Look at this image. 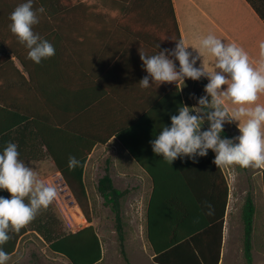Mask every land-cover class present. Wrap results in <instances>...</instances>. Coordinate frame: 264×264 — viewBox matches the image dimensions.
<instances>
[{"label": "trees", "instance_id": "16d2710c", "mask_svg": "<svg viewBox=\"0 0 264 264\" xmlns=\"http://www.w3.org/2000/svg\"><path fill=\"white\" fill-rule=\"evenodd\" d=\"M249 1L264 18V4ZM17 5L0 4V142L18 141L19 159L23 161L51 158L86 211L82 201L87 197L85 165L100 138L89 136L79 128L76 115L79 116L81 105L74 107L75 122L71 126L65 122L64 103L52 104L54 90L41 82L51 79L48 68L54 57L37 64L27 57L28 49L24 51L18 45V38L9 27L10 14ZM37 5L44 7L42 18L46 22L35 25V32L42 37L50 33L64 34L65 19L74 11L75 17L96 22L90 26L91 31L104 35L101 45L108 43L106 50L111 52L110 55H103L106 64L112 61L114 65L130 64L139 79L147 75L142 67L140 51L147 55L158 54L161 49L174 48L177 40H182L173 0H105V4ZM176 63L178 65V61ZM187 79L190 85L193 83L196 98L205 94L204 86L208 82L204 77L200 80ZM160 87L163 98H160L159 104L165 103L174 111L173 114H177L178 107L184 106L178 85L165 82ZM55 107L58 112H55ZM145 119L152 120L156 126L152 110ZM229 125L233 126L232 123H225L222 135L234 137ZM165 126L162 125L161 130ZM204 127L208 128L207 121ZM130 153L154 179L146 232L152 244L153 260L157 264H220L229 182L224 169L217 168L212 162L215 153L209 150L207 156L198 158V162L188 159L192 162L188 168H181V159L178 158L175 160L176 167L171 170H155L140 154L132 150ZM72 156L80 163L69 169L68 162ZM181 175L185 182H181ZM164 177L173 182L160 183ZM262 184L264 194V169ZM97 190L103 197L104 205L110 207L114 215L121 253L127 264H131L126 250L123 214V198L127 190L115 186L109 170L99 179ZM156 202H160L158 205L163 210L160 215H155L153 211ZM40 210V215H35L18 232L15 229L10 232L8 247H3L5 252L12 253L19 237L32 227L49 243L51 250L66 257L71 264H97L103 259L102 240L93 224L77 232H68L56 214L43 213V207ZM255 215L256 205L251 188L242 205L246 264H253L254 259ZM87 219L92 221L88 212Z\"/></svg>", "mask_w": 264, "mask_h": 264}, {"label": "crops", "instance_id": "0c3cea01", "mask_svg": "<svg viewBox=\"0 0 264 264\" xmlns=\"http://www.w3.org/2000/svg\"><path fill=\"white\" fill-rule=\"evenodd\" d=\"M255 1L256 4H264V0ZM23 2L25 0H0V4ZM173 3L181 37L186 44L198 47L200 40L211 33L225 43H234L243 48L253 68L259 69L264 64V55L261 54L260 48L261 43L264 42V18L249 0H173ZM37 4H105V0H34L33 7L39 8ZM74 13L71 11V15L65 19L66 32L64 34L50 33L43 37L54 45L56 51L53 55L54 61L48 68L52 77L49 81L41 83L44 84L43 86L47 84L54 90L51 99L53 105L64 103L67 125L72 126L75 122L74 107L81 105L82 110L79 116L76 115V119L79 118L77 121L79 128L89 136L100 138L87 158L84 173L85 185L87 186L88 182L98 184L106 170H109L115 186L118 189L127 190L123 202L131 198L140 203L144 211L147 232V214L153 194L154 179L130 151L140 154V157L144 158L155 170L175 168V161L171 164L164 160L162 155L154 154L149 143L159 134L162 125L171 124V115L174 111L163 102L159 104L163 94L158 84L152 83L148 88L140 86L141 79L130 64L129 66L127 64L114 65L113 61L106 64L103 55H110L111 52L106 50L108 43L101 45V38L104 35L91 31L90 26L96 22L85 17H75ZM42 17L40 14V22L37 25L46 22V19ZM18 45L22 46V50L27 51L23 44L19 42ZM189 50H192V46H189ZM13 58L23 70L21 63L14 56ZM213 60L210 53H204V63L208 67L213 66ZM199 64L200 61L197 62V66ZM204 78L208 82V78ZM178 87L182 92L184 104L192 106L197 103V100L193 98L194 92L188 79L178 83ZM226 103L229 107H238V105H232L230 101ZM255 103L264 105V92L258 93ZM249 106L254 107V105ZM151 110L154 120L157 121L156 126L152 120L145 119L146 114ZM55 112H58L56 107ZM237 123L232 124L237 128ZM202 128L207 129L204 125ZM237 130L239 131L238 128ZM13 142L19 148L18 141ZM6 145L7 143L0 142V151H3ZM45 160L47 159L24 162L31 166L43 180L46 175V171H43ZM48 160L50 168L52 165L56 167L51 158ZM190 166H192L190 160L181 159V168ZM263 169L257 168L261 182ZM159 172L158 175L161 176ZM162 175L165 176L164 173ZM172 182L167 177L160 180V183ZM181 182H185V179L182 178ZM228 182L229 199L220 264H233V258L229 253L230 250L225 247V242L231 237L232 240L234 239L235 215L245 194V190L240 185L233 187L229 179ZM252 190L256 205L257 191H254V186ZM0 196L10 198L11 193L7 190H0ZM159 203L154 204L155 215H160L163 211ZM40 212L41 210L36 215H40ZM28 228L16 242L13 252L9 254L7 264H71L66 257L51 250L49 243L39 232L32 227ZM13 229H9V235ZM254 241L255 235H253ZM148 242L152 248L149 239ZM0 247H8V240ZM254 249L255 243L253 252ZM102 260L97 264H100ZM254 260L253 264H256ZM152 264H157L153 260V254Z\"/></svg>", "mask_w": 264, "mask_h": 264}, {"label": "clouds", "instance_id": "9594fccd", "mask_svg": "<svg viewBox=\"0 0 264 264\" xmlns=\"http://www.w3.org/2000/svg\"><path fill=\"white\" fill-rule=\"evenodd\" d=\"M33 3L34 0H25L18 4L10 14L9 27L28 49L27 57L39 64L55 55L56 50L49 40L34 31L45 9L34 8ZM260 48L264 55V42ZM205 52L214 58L211 68L204 63ZM140 56L147 72L139 81L142 88L156 82L159 86L165 82L178 85L187 78H208L205 94L198 98L193 94L197 103L178 107L177 114L171 115V124L149 142L154 154L173 164L178 158L198 162L199 157L212 150L215 153L212 162L217 168L232 165L264 168V105L255 103L258 93L264 92V64L259 69L253 68L243 48L225 43L211 33L200 40L198 47L177 40L174 48L161 49L154 55L140 51ZM226 101L238 107H229ZM206 121L208 128L203 129ZM226 122H238L239 135H222ZM19 156L17 144L11 141L0 151V190L11 193L10 198L0 196V245L10 238V228L18 232L57 196V189L40 179ZM79 163L72 156L68 167L74 169ZM8 260L9 254L0 247V264H7Z\"/></svg>", "mask_w": 264, "mask_h": 264}, {"label": "rangeland", "instance_id": "374dc122", "mask_svg": "<svg viewBox=\"0 0 264 264\" xmlns=\"http://www.w3.org/2000/svg\"><path fill=\"white\" fill-rule=\"evenodd\" d=\"M192 86L193 83L191 84V88H193ZM229 130L235 136L239 135V131H237L231 125H229ZM49 163L50 162L48 159L44 162L43 171H46V175L44 176L43 180L57 189V196L47 208H43V213L56 214L62 220L64 226L63 216L59 205L61 195L59 194H62L64 197H66L67 194L63 190L68 188L72 199L79 204L86 217L88 212V216H90V219L92 220L88 225L93 224L101 237L103 246V260L100 264H127V261L121 253L118 236L115 229L114 215L110 207L104 205L103 197L97 190V183L88 182L86 186L87 197L83 198L82 200L86 207L85 211L79 203V198L66 184L60 171L57 170L53 165L51 169ZM223 168L232 186L237 187L240 185L242 189L245 190L241 205L235 215V221L233 224L234 239L232 240V237L227 239L225 242V247L230 250L229 253L233 258V264H246L243 255L242 205L245 200L246 192L251 189L252 186H254V191H257L256 215L254 222V262H256V264H264V201L260 173H258L257 168H241L239 165L226 166ZM48 169L50 170L49 172ZM59 183L63 184V186H60ZM142 211L143 210L140 207V203L136 200L129 198L123 202L126 250L131 264H152L153 250L148 242L145 228V216L144 211Z\"/></svg>", "mask_w": 264, "mask_h": 264}, {"label": "built area", "instance_id": "2783aa9c", "mask_svg": "<svg viewBox=\"0 0 264 264\" xmlns=\"http://www.w3.org/2000/svg\"><path fill=\"white\" fill-rule=\"evenodd\" d=\"M60 197V210L62 212L65 229L68 232H77L86 226L89 221L79 204L72 198Z\"/></svg>", "mask_w": 264, "mask_h": 264}, {"label": "bare ground", "instance_id": "6f19581e", "mask_svg": "<svg viewBox=\"0 0 264 264\" xmlns=\"http://www.w3.org/2000/svg\"><path fill=\"white\" fill-rule=\"evenodd\" d=\"M59 185H60V186H63V184H61V183H59ZM63 191L67 194L66 197H70V198H72V196H71V194H70L68 188H67V189H64Z\"/></svg>", "mask_w": 264, "mask_h": 264}]
</instances>
